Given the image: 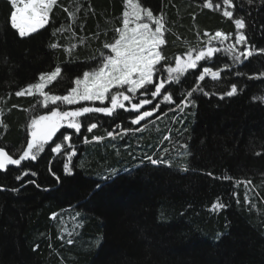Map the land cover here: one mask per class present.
<instances>
[{
	"label": "trees",
	"instance_id": "obj_1",
	"mask_svg": "<svg viewBox=\"0 0 264 264\" xmlns=\"http://www.w3.org/2000/svg\"><path fill=\"white\" fill-rule=\"evenodd\" d=\"M139 2L154 15L163 13L167 57L201 45L205 30L232 33L227 41L234 43L235 25L222 15V0H211L212 9L205 0ZM232 3L229 10L244 19L242 31L254 52L264 49V0ZM123 10L124 0H58L49 24L21 38L10 25L9 0H0V147L18 158L31 118L47 111L38 95L15 93L59 66L60 76L45 90L67 94L76 77L96 66L90 58L112 42ZM61 27L66 31L54 36ZM52 43L61 47L51 49ZM203 67L219 77L199 81L203 68L190 70L194 75L186 74L178 95L196 88L195 103L183 111L161 105L159 113L133 125L135 113L120 109L111 117H81L78 134L62 128L76 150L72 174L63 170L64 152L71 149L55 137L65 145L61 154L46 146L37 160L0 170V264H264V52L236 64L221 51ZM233 84L237 94L220 99ZM92 123L97 127L88 132ZM146 157L168 163L148 167ZM23 171L36 175L16 180ZM217 202L225 207L214 210Z\"/></svg>",
	"mask_w": 264,
	"mask_h": 264
},
{
	"label": "snow or ice",
	"instance_id": "obj_2",
	"mask_svg": "<svg viewBox=\"0 0 264 264\" xmlns=\"http://www.w3.org/2000/svg\"><path fill=\"white\" fill-rule=\"evenodd\" d=\"M251 2L252 0H249V3ZM9 3L12 9L9 17L10 25L23 38L36 33L49 24L50 14L58 0H9ZM222 4L224 5L222 15L233 20L235 25L234 43L223 47L224 42L232 38V33H225L221 30L209 33L205 30L203 33V37H207L205 42L199 46L188 48L183 54H177L170 58L163 53V46L167 43L164 38L166 28L163 13L154 15L153 11L143 7L139 0H124L121 26L114 29L116 35L112 42H105L103 44L104 50L100 51L98 56L90 58L96 66L90 71H84L82 77H76L74 79L75 86L71 87L67 94L56 95L45 90L60 76L61 68L59 66L54 71L41 73L38 83L30 84L15 93L18 97L38 94L40 99L37 103L47 111L31 118L27 125L26 147L18 158H14L4 147H0V170H8L9 166H20L22 161L37 160L38 155L45 151L46 146L51 153L61 154L65 145L57 143L54 140L55 137L68 142L66 147L70 148L71 151L64 152L67 161L64 162L63 170L65 174H72L69 164L72 157L76 155V150L71 143L72 135H65L60 132L61 128L74 129L75 133L78 134L82 127L81 117L89 114H103L106 117H111L120 109L128 113H135L134 118L131 119L133 125H141V122L152 118L160 112L161 105L169 106L170 109L174 105L176 110L183 111L184 108L195 103L191 97L197 91L196 88L188 91L182 98L178 95L179 85L187 78L186 74L194 75V71L190 70L203 68L198 76L199 81H204L209 73L215 80L219 77V72L203 67V64L207 63L217 53L224 51L230 55L233 63L242 64L257 52H264V49L254 52L248 43V37L242 31L246 27L244 19H234L233 11L229 10L230 7L233 9L236 7L232 0H222ZM204 7L212 9L214 5L211 0H205ZM220 7V3L215 4L216 9H220ZM79 10L78 7L76 11L79 12ZM64 11H68V9L65 8ZM68 15L71 18L74 13L68 12ZM61 31H66V29L58 28L53 32V35L55 36ZM203 37H201L202 40ZM84 42V39L80 40L81 44ZM236 45L241 47L238 49ZM49 47L57 49L61 45L52 43ZM65 51L71 53L70 48H66ZM169 88L176 89V91H169ZM237 92V86L233 84L229 91L220 95V99H224L225 96L231 97ZM202 94L209 95L203 91ZM174 96L179 99V103L175 102ZM97 101L100 102L101 106H95ZM105 101L109 102L108 106H103ZM82 102L90 103L70 110H62L61 108V105H78ZM146 106L151 107L144 110ZM36 108V104L32 105L33 110ZM157 119H159L158 116ZM96 127L97 124L92 123L88 125L87 131L91 132ZM122 131L127 133L128 129ZM57 133H60L59 137H57ZM107 135L113 137L114 133L109 131ZM92 139L100 141L102 137H93ZM164 139L168 140L170 137L166 136ZM84 142H88L87 137H85ZM53 144L54 146H52ZM165 151L167 150L165 149ZM256 154L260 155L261 153L257 152ZM146 159L153 165L168 163L166 160H156L151 157H146ZM29 175L35 176L36 173L23 171L15 179L22 180L23 177ZM53 175L55 174L53 173ZM208 175L212 174L208 173ZM56 179L59 180V177ZM103 179L108 180L109 177ZM30 183H35V181H30ZM243 183L247 186L251 184V181H244ZM100 187L102 185L97 184V188ZM234 195H237V203H239L238 194L234 193ZM245 203L251 205L247 192H245ZM212 207L214 210H218L223 209L225 205L217 202ZM55 215L53 214V218ZM60 238L63 239L62 236ZM67 242L73 243L71 239Z\"/></svg>",
	"mask_w": 264,
	"mask_h": 264
},
{
	"label": "rangeland",
	"instance_id": "obj_3",
	"mask_svg": "<svg viewBox=\"0 0 264 264\" xmlns=\"http://www.w3.org/2000/svg\"><path fill=\"white\" fill-rule=\"evenodd\" d=\"M207 40V38L205 39V41ZM235 41V40H234ZM226 43H224V45H223V47L225 46V47H227L229 44H231V43H228V41L226 40L225 41ZM236 47L237 48H240L241 46L240 45H236ZM209 76H211V74L209 73L208 74ZM38 95V94H37ZM88 103H90V102H88ZM83 106V105H82ZM61 108H62V110H70V109H72V108H70V109H68V108H66V107H64V105L62 106L61 105ZM148 110V109H147ZM40 113H42V112H40ZM142 124V123H141ZM65 128V127H64ZM62 129V128H61ZM58 134V133H57ZM66 144H67V142H65ZM145 166H148V167H152V168H154V167H157V165H153V164H148V165H145ZM139 167H142V166H138V167H135V170L137 169V168H139Z\"/></svg>",
	"mask_w": 264,
	"mask_h": 264
},
{
	"label": "water",
	"instance_id": "obj_4",
	"mask_svg": "<svg viewBox=\"0 0 264 264\" xmlns=\"http://www.w3.org/2000/svg\"><path fill=\"white\" fill-rule=\"evenodd\" d=\"M144 122V121H143ZM142 123V122H141Z\"/></svg>",
	"mask_w": 264,
	"mask_h": 264
}]
</instances>
